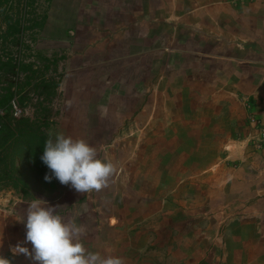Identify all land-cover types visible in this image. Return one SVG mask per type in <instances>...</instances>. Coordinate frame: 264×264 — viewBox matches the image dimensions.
<instances>
[{
	"label": "rangeland",
	"instance_id": "1",
	"mask_svg": "<svg viewBox=\"0 0 264 264\" xmlns=\"http://www.w3.org/2000/svg\"><path fill=\"white\" fill-rule=\"evenodd\" d=\"M115 1L113 16L97 6L85 15L117 20L91 43L73 26L82 15L75 0L39 1L46 22L67 26L52 48L41 31L26 32L20 53L32 65L18 81L29 92L12 99L21 116L7 110L0 118L1 126L31 122L0 149V256L38 264L12 249L31 251L23 219L28 202L42 199L85 226L88 251L124 264H264V172L257 167L256 177L249 161L264 145L256 149L247 140L253 130L239 126L249 112L260 115L264 55L204 56L201 0L170 18V0H129L131 9ZM154 7L159 25L151 24ZM12 42L0 46L1 57L16 54ZM14 79L0 73V94ZM50 131L83 138L110 159L117 171L109 186L79 193L54 176L45 181L52 173L38 144Z\"/></svg>",
	"mask_w": 264,
	"mask_h": 264
},
{
	"label": "clouds",
	"instance_id": "2",
	"mask_svg": "<svg viewBox=\"0 0 264 264\" xmlns=\"http://www.w3.org/2000/svg\"><path fill=\"white\" fill-rule=\"evenodd\" d=\"M41 160L52 175H45L51 182L53 176L62 184L70 185L79 193L101 191L109 186L116 173V165L107 157L100 158L98 150L83 138H73L63 133L49 132ZM42 199L28 202L25 243H31V251L17 244L13 254H24L38 264H124L120 257L102 256L90 252L82 242L86 228L75 219H65L56 209ZM0 264H11L0 256Z\"/></svg>",
	"mask_w": 264,
	"mask_h": 264
},
{
	"label": "crops",
	"instance_id": "3",
	"mask_svg": "<svg viewBox=\"0 0 264 264\" xmlns=\"http://www.w3.org/2000/svg\"><path fill=\"white\" fill-rule=\"evenodd\" d=\"M96 1V2H95ZM75 0L74 7L82 12L81 17L78 19L77 23H74V28L78 34V37L85 39L84 43H91L92 41L102 38L104 32L108 27L117 26V20L110 17V20H106L105 23L89 16L93 11V7L97 6L98 0ZM140 0H137V5L139 7ZM159 0H153V2H158ZM170 0L168 16L174 17L178 15V10L181 8L186 11L189 7L194 6V2L198 0ZM200 1V0H199ZM201 6L206 12L207 18L200 21L199 25L202 29V36L205 38L206 45L204 47V56L209 58H216L223 60L224 58H235L240 56V52H244V57L254 58L257 56L264 55V0H253L243 5H234L228 3L224 0H201ZM115 0H101L97 7L104 9L105 11L112 15V10L114 8ZM181 2V3H180ZM181 4L182 7H180ZM192 3V4H191ZM121 5L123 8L131 9L129 6V0H121ZM76 10V9H75ZM143 15V14H142ZM148 15V13H146ZM152 15V25L160 24V11L158 8H153ZM148 15V16H149ZM113 16V15H112ZM127 17V16H126ZM125 17V19H127ZM47 18V15H46ZM186 19V17H185ZM193 19V18H192ZM190 20V19H189ZM46 22V21H45ZM44 22L41 33L42 36L46 37V47H56L63 44L62 41L56 42L52 40L53 36H64L67 24L61 20L57 22ZM114 22V24H113ZM190 22H193L191 20ZM197 22V21H195ZM141 24H145L142 21ZM149 25V22H146ZM195 25H198L195 23ZM145 30V29H144ZM59 41V39L57 40ZM243 43H247L244 47ZM85 46V45H84ZM97 48V47H96ZM98 48L103 49V47L98 46ZM260 50V54H257ZM223 64L219 61L216 62V70L223 71ZM256 113L259 116H264V102L262 104H257L254 107ZM246 124V122H240L239 126L241 128ZM238 141V139H237ZM250 166L254 170H259L264 172V149L261 155L258 157L250 158ZM256 173V177L261 174Z\"/></svg>",
	"mask_w": 264,
	"mask_h": 264
},
{
	"label": "trees",
	"instance_id": "4",
	"mask_svg": "<svg viewBox=\"0 0 264 264\" xmlns=\"http://www.w3.org/2000/svg\"><path fill=\"white\" fill-rule=\"evenodd\" d=\"M39 1L0 0V46H5L8 37L12 36V44L17 49L15 55L0 56V73H7L15 77L13 83L10 82L0 94V107H7L9 102L18 94L27 95L29 92V89L24 84H20L18 80L20 74L29 70L32 63L27 61L20 52L26 32L35 34L34 31H40L45 22L46 12L39 9ZM1 24L5 25V28H1ZM36 55L37 58L42 56L40 52H37ZM43 81L41 79L39 83ZM30 126V119L24 117L18 119L13 127L3 123L0 127V149L9 139L28 131ZM38 149L40 155H43L42 143L38 144Z\"/></svg>",
	"mask_w": 264,
	"mask_h": 264
},
{
	"label": "built area",
	"instance_id": "5",
	"mask_svg": "<svg viewBox=\"0 0 264 264\" xmlns=\"http://www.w3.org/2000/svg\"><path fill=\"white\" fill-rule=\"evenodd\" d=\"M234 5H243L253 0H224ZM9 110L10 115L14 118L21 116L22 108L14 103V100L7 107H0V118ZM246 124L253 130L247 135V140L256 148L261 149L264 145V116H258L255 113H248ZM1 127V124H0Z\"/></svg>",
	"mask_w": 264,
	"mask_h": 264
}]
</instances>
